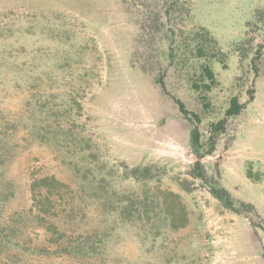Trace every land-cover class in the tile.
<instances>
[{"label": "rangeland", "instance_id": "1", "mask_svg": "<svg viewBox=\"0 0 264 264\" xmlns=\"http://www.w3.org/2000/svg\"><path fill=\"white\" fill-rule=\"evenodd\" d=\"M165 1L0 0V138L12 148L3 170L15 189L0 205V264H264V38L258 26L247 27L264 0H181L191 17L171 25L208 28L227 53L226 69L213 65L220 85L208 94L210 108L182 73L172 67L165 78L170 95L201 115L204 135L232 97L245 103L248 90H255V99L229 120L213 155L202 160L236 200L255 206L257 214L241 215L188 175L196 161L191 126L155 82L158 72L141 68L151 59L160 61L157 70L166 69L167 21L158 16ZM247 33L249 50L263 45L258 76L236 52ZM31 99L45 103L47 122L58 119L90 148L79 152L29 130ZM124 165H154L160 175L151 186L180 194L189 224L163 226L157 234L150 224L125 222L106 210L98 198L103 193L139 188L124 176ZM43 176L67 185L52 219L75 245L86 246L81 236L94 234L91 256L65 254L28 218L31 183ZM186 179L191 192L181 188ZM41 248L52 254H40Z\"/></svg>", "mask_w": 264, "mask_h": 264}, {"label": "trees", "instance_id": "2", "mask_svg": "<svg viewBox=\"0 0 264 264\" xmlns=\"http://www.w3.org/2000/svg\"><path fill=\"white\" fill-rule=\"evenodd\" d=\"M191 7L181 0H166L158 13L160 22L167 27L164 33V40L168 45L166 51V69L160 65L158 70L156 64L160 61L152 62L147 59L149 65L143 63L141 68L145 72H155V82L161 87L162 91L171 96L178 106L184 119L190 124V148L196 157V161L188 172V175L196 181L199 180L204 187H207L210 194L220 202L224 209L236 214H257L256 208L251 203L236 200L232 194L220 182L218 176L209 175L202 164V160L216 151L220 137L228 130L229 120L239 116L249 103L255 99V90H248L249 100L242 103L238 96L232 97L229 106L224 113V117L212 121L208 125V135H204L199 127L202 117L197 112L190 111L184 101L174 95H170L166 82V75L170 68L182 73L190 81L191 89L200 94L202 104L205 108H210L211 104L208 94L220 85L217 74L213 68L214 63L218 62L226 69L227 53L224 51L219 40L206 27L197 26L191 29L185 27H173L171 24L176 20L191 17ZM254 22H248L247 27L258 26V31L264 38V9L257 10L254 14ZM249 33L245 39L236 45V52L240 54L242 60H248L250 68L258 76L259 70L256 67V60L262 58L263 45H257L255 49H248L251 45ZM33 105V106H32ZM28 111L32 108V115L29 117V130L41 136L45 140L60 138L65 141L67 147L78 148L79 152L88 150L89 141L64 128L58 126L57 120L47 122L43 117L46 113L45 103L37 99L32 104V99L27 102ZM57 115L58 111H53ZM12 124V123H10ZM9 125V124H8ZM12 126H15L12 124ZM15 128V127H14ZM18 128V126H16ZM42 139V140H43ZM0 138V205H5L15 196L13 183L4 175V166L12 156V148ZM124 176L135 180L139 188L128 194L116 191H106L98 197L103 200V206L110 213H118L123 221L133 223H147L155 228L157 234L163 226H168L173 230H180L189 224V215L180 194L152 187L151 183L156 181L160 172L154 165L129 167L124 165ZM105 177H101L99 182H103ZM181 188L186 192H191L192 184L187 179L181 181ZM68 188L55 176H43L33 180L31 192L33 195V206L30 220L41 227L48 235L49 241L59 250L69 256H91L95 251V246L90 241L94 234L82 235L86 239V246L75 245L69 241L68 234L62 230L57 221H53L56 214L57 202ZM36 210V212H34ZM1 225V221H0ZM13 230V229H11ZM3 244L0 235V246ZM3 252V247H0ZM40 254L51 255L52 251L41 248L37 250Z\"/></svg>", "mask_w": 264, "mask_h": 264}]
</instances>
